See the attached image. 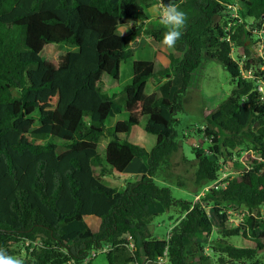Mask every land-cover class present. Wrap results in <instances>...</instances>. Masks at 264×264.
I'll list each match as a JSON object with an SVG mask.
<instances>
[{"label":"trees","instance_id":"16d2710c","mask_svg":"<svg viewBox=\"0 0 264 264\" xmlns=\"http://www.w3.org/2000/svg\"><path fill=\"white\" fill-rule=\"evenodd\" d=\"M154 2L160 0H0V248L15 255L13 248L24 245L25 264H93L87 262L92 252L107 246L108 264H155L166 250L168 264H189L193 239L214 230L208 205L221 213L219 201L234 202L264 213V100L256 79L243 77L253 66L264 68V48L261 56L248 44L252 31H264V0H240L235 19L229 14L234 0H186L194 16L175 46L182 57L171 56L169 65L158 58L134 61L118 100L112 91L129 47L142 35L162 41L164 27L146 28ZM129 20L136 25L119 37ZM50 44L75 50L46 59ZM203 58L220 63L235 87L207 116L203 133L214 146L193 150L196 184L217 181L219 163L229 164L236 149L247 145L253 153L226 188L207 192V206L175 199L153 179L182 152L176 116ZM255 77L264 79V69ZM154 79L166 82L160 93L147 95ZM145 116V131L156 136L151 151L121 138ZM103 138H109L104 156L98 151ZM136 158H147L149 167L139 180L124 190L103 181ZM175 209L182 215L169 237L153 238L150 224ZM218 217L225 229L227 215ZM247 225L263 257L220 241L229 264H264V230L257 237L261 225L253 216Z\"/></svg>","mask_w":264,"mask_h":264},{"label":"rangeland","instance_id":"374dc122","mask_svg":"<svg viewBox=\"0 0 264 264\" xmlns=\"http://www.w3.org/2000/svg\"><path fill=\"white\" fill-rule=\"evenodd\" d=\"M186 0H179L180 8L186 13V25L190 23L194 12L189 9L184 2ZM147 10V25L146 28H153L154 25L163 27L159 24L158 20L154 17L151 9L154 4ZM239 10L229 9L231 18H240ZM133 21V20H132ZM135 22V21H134ZM131 33L129 29L124 35ZM253 37L248 44L253 50L261 53V44L264 40V31H252ZM261 40L260 43H257ZM256 42V43H255ZM75 50L74 47L67 44H50L47 45L43 51V57L52 59L57 52H67ZM182 57L175 48L173 50L166 49L161 43L156 42L154 39L147 35H142L138 38L137 42L133 43L128 49V57L121 65V78L120 85L113 93L118 100L124 97V86L131 82L132 79V64L134 61H154L156 58L164 62L166 65L170 64V57ZM260 66H253L252 71L255 73ZM262 70V69H261ZM166 80L154 79L149 81L145 93H160L161 86ZM231 75L223 68V66L212 60L202 59V65L192 74L191 83L187 91L182 95V111L176 116L178 124L176 130L178 133V141L182 146V152L175 160L169 165H162L158 172L153 177L154 181L160 186H168L171 190L172 196L178 200H184L191 203L202 202L204 206V197L209 190H219L223 186V182L229 177L232 178L238 175L242 170L241 160L245 159L246 154H253L251 149L244 145L233 151V158L229 164L220 165L219 180L216 184H196L195 171L197 163L194 159L193 150H201L203 152H210L214 146L210 137H208L203 130L207 125V116L216 109L219 104L225 101L234 89ZM103 88H107L103 86ZM109 90V88L107 89ZM110 91V90H109ZM110 91V92H111ZM148 116H145L140 124L133 127L129 135H122L121 138L128 139L130 142L151 151L156 143V136L149 134L145 131V126ZM114 121H110L109 125ZM109 138H103L99 144L98 151L104 156ZM186 156L190 161H184L183 157ZM213 158V157H211ZM147 158L134 159L133 162L127 167L122 174H113L106 177L103 181L119 190H124L126 183L139 180L143 175L148 172ZM218 208L221 213H218L213 205H208L207 210L214 224V230L210 235L198 234L192 241L188 248L187 261L189 264H197L191 254L195 257L203 258L201 264H222L220 260L229 262L225 254L220 251V241L231 244L237 248H252L256 249L257 254L263 257V252L257 247V242L254 238L250 237L245 231L248 229V219L253 216L257 219L261 229L257 233L264 230V213L261 216H256L251 213L244 205L234 202L219 201ZM225 213L227 215V222L225 229H220L219 214ZM181 211L172 210L157 218L149 226V232L155 239H166L176 224L177 220L181 217ZM235 231L239 233L236 235ZM235 234V235H234ZM140 242V239L138 240ZM16 256L25 259L28 255L24 245H19L13 248ZM93 264H108L105 252L98 254L92 260ZM229 264V263H227Z\"/></svg>","mask_w":264,"mask_h":264},{"label":"clouds","instance_id":"9594fccd","mask_svg":"<svg viewBox=\"0 0 264 264\" xmlns=\"http://www.w3.org/2000/svg\"><path fill=\"white\" fill-rule=\"evenodd\" d=\"M154 17L159 24L166 30L163 33L161 44L168 50H173L177 41L182 36V30L186 26L187 15L176 3H164L160 0L159 3L154 4L151 9ZM137 22L127 21L121 24L118 31V36H123L129 29H131ZM132 41L129 42L130 45ZM0 264H25V260L16 255H11L4 248H0Z\"/></svg>","mask_w":264,"mask_h":264},{"label":"built area","instance_id":"2783aa9c","mask_svg":"<svg viewBox=\"0 0 264 264\" xmlns=\"http://www.w3.org/2000/svg\"><path fill=\"white\" fill-rule=\"evenodd\" d=\"M240 3V0H234V4L229 6V8H232V9H235V10H238L239 8V4ZM264 25V24H263ZM231 27V24L229 23L228 26H227V29ZM229 40V39H228ZM264 48V43L261 44V50H263ZM261 56L262 55V51L260 53ZM261 69L263 70L264 68L261 67ZM243 77L246 78V79H256L257 81V90L258 92L261 93L262 95V99L264 100V79H261V77H259L258 79L255 77V73L252 71V70H249V71H246L243 73ZM231 178L229 177L227 180H225L223 182V186L222 188H226L227 184H228V180H230ZM219 180V179H218ZM217 181L213 182L214 184H216ZM170 235V234H169ZM36 245V243H35ZM132 245V244H131ZM110 249V246H107V247H104L103 249H99V250H96V251H93L91 256L88 258L87 262L92 260L94 257H96L98 254H101L103 252H107L109 251ZM155 264H168V252L167 250L165 251L164 253V256L162 257H158L156 260L153 261Z\"/></svg>","mask_w":264,"mask_h":264}]
</instances>
